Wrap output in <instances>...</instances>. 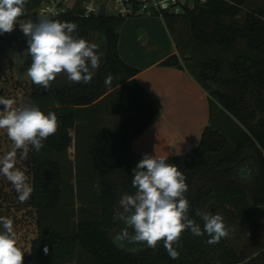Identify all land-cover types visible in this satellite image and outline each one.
<instances>
[{
	"label": "trees",
	"instance_id": "16d2710c",
	"mask_svg": "<svg viewBox=\"0 0 264 264\" xmlns=\"http://www.w3.org/2000/svg\"><path fill=\"white\" fill-rule=\"evenodd\" d=\"M259 2L209 0L182 14L164 17L179 55H171L159 65L187 69L208 94L209 125L203 129L199 144L190 153L166 158L184 174L189 218L202 230L204 222L196 215L198 210L222 212L229 222L237 223L264 207V58L238 56L231 60L222 51L237 43L236 47L245 44L237 49L239 53L246 46L251 51L264 52V0ZM24 18L37 21L32 14ZM53 20L76 23L73 35L90 43L92 35L100 33L105 39V55L102 68L90 84L70 86L58 76L45 90L31 82L30 106L39 107L45 114L54 112L59 127L39 152L30 145L33 192L29 202L37 211L38 235L31 241L23 264H264L262 239L258 240L256 253L245 256L227 244L225 237L219 243L208 244L207 234L195 236L185 230L174 245L180 253L175 260L168 255L163 241L155 249L131 244L121 247L114 242V232L122 222L114 220L115 209L124 193L135 194L132 170L144 156L133 149L132 143L161 107L137 81L140 70L119 56L118 28L124 19H80L69 14ZM189 50L194 56L185 54ZM210 55L219 59L203 58ZM227 60L233 74L224 73ZM105 72L115 78L110 93L103 87ZM107 104L109 111L123 118L114 129L95 131L93 142L87 146L86 159L91 176H97L98 193L89 192L91 184L83 181L80 167L76 168L80 172L77 190H71L77 201L98 205V214L71 227L70 213L64 210L68 204L63 202L68 188L63 189L64 165L58 158L77 143L75 140H80L74 139L71 131L82 128L80 134L84 135L85 124L92 122L98 109ZM218 110L226 112L234 126H219ZM70 175L73 177L75 172ZM257 231L260 232L259 224Z\"/></svg>",
	"mask_w": 264,
	"mask_h": 264
},
{
	"label": "clouds",
	"instance_id": "9594fccd",
	"mask_svg": "<svg viewBox=\"0 0 264 264\" xmlns=\"http://www.w3.org/2000/svg\"><path fill=\"white\" fill-rule=\"evenodd\" d=\"M26 0H0V34L14 30L17 19L23 15ZM159 7H166V0H160ZM20 29L28 37V53L31 65L27 75L31 81L45 90L52 86L58 76H63L71 84H90L100 67L103 53L99 46L84 38L73 35L78 25L61 22L46 16L37 17V22L28 20L20 24ZM109 74L105 84H111ZM13 99L0 96V130H5L14 144V149L0 159V174L14 186L21 203L27 201L33 187L25 173L15 168L16 150L27 153L31 145L36 152L44 147V141L54 135L59 127L54 112L45 114L37 106L16 107ZM133 195L124 193L115 209L114 220L122 221L124 228L114 237L121 247L125 244L146 245L155 249L163 241L171 259H178L180 253L174 247L182 233L190 230L195 236L207 234L208 244L219 243L228 235L223 217L197 211L204 222L200 224L189 218L190 204L185 198L188 185L184 174L174 164L166 162V157L145 154L132 170ZM98 187V185H96ZM0 264H23L24 252L17 245L13 220L0 217ZM47 254V246L44 248Z\"/></svg>",
	"mask_w": 264,
	"mask_h": 264
},
{
	"label": "rangeland",
	"instance_id": "374dc122",
	"mask_svg": "<svg viewBox=\"0 0 264 264\" xmlns=\"http://www.w3.org/2000/svg\"><path fill=\"white\" fill-rule=\"evenodd\" d=\"M259 1V3L263 2V0ZM41 7L36 8L34 11L37 15ZM27 21L28 19H25L24 16L19 17L12 32L0 34V91L3 90L0 96L13 99L16 102L14 105L16 107L30 106L32 81L28 77L27 71L20 72V67L23 66L25 61L24 55L21 57V54L23 52H27L29 46L27 43L28 37L24 35L19 25ZM118 30H120V28H118ZM94 37L95 40L93 39V43H95L96 40L98 41L99 35L95 34ZM236 45L230 49H222V51L227 52L229 56H231V60L237 58L238 56H248L252 59L264 58V52L251 51L247 46L245 51L239 53L237 52V49L244 48L245 44H242L240 47L238 45L239 48L236 47ZM7 52L13 55V58L10 60L6 57H1L2 55L5 56ZM187 52H185L187 56L189 54L194 56V52L190 50ZM203 58L219 59L216 55H210ZM224 65L225 75L233 74V72L228 69V60L224 63ZM108 75L109 73L105 72L102 77L103 87L109 91L112 89L115 78L113 77L111 84L106 85L105 79ZM111 101L110 104L112 103ZM53 104L56 105V102L53 101ZM110 104H107L106 107L104 106L103 108L98 109V113H96L92 122L85 124L88 131L86 129V133L84 135L82 133L80 134V131L82 132L83 130L82 128L77 130V132L75 130L71 131L72 137L74 139H78V137H80V140H75L77 143L75 142V145H73L65 155H61L58 158L64 165L63 189L65 190V187L68 188L66 189V194L63 197V202L64 204L67 202L69 206L64 205V210L65 212L68 211V213H70L69 221L71 227H74L80 220L93 217L94 215L96 217V214H98V205L93 203L91 204L89 201H77L75 199L77 196H73L71 190H73V192L77 190L76 184L78 182L80 172L77 173L76 168L80 167L83 181L91 184L89 192L93 193V195L98 193V187H96V185H98L97 176L96 174L91 176L92 173L89 168V161L86 159V155L89 154L87 146L93 142V135L95 131L103 127L114 129L123 118V115L109 111ZM102 105L98 106L102 107ZM2 109L3 106L0 105V110ZM219 112V118L216 119L219 126L223 128H231L234 126L226 112L222 110ZM13 149L14 144L7 136L6 131L0 130V159ZM30 154V145L28 146L26 154L23 149L16 150L14 166L25 173L28 177V183L31 185ZM71 171L75 172L73 177L70 175ZM90 196L91 194H89V197ZM29 201L30 199L21 203L18 200V193L16 192L14 186L3 174H0V217H8L13 220V227L17 237V245L24 252V255L30 251L31 241L38 235L37 211L30 205ZM84 208L87 209V211H84ZM216 214L223 217L225 227L228 230V235L225 237L227 244L235 248L238 252H242L245 256H252L256 253L258 240H264V207L257 208L252 217L248 219L246 218L237 223L229 222L222 212H217ZM257 224L260 225V232L257 231ZM119 226V230H122L125 225L121 222ZM2 230V226H0V231ZM119 230L114 232L115 236L119 233Z\"/></svg>",
	"mask_w": 264,
	"mask_h": 264
},
{
	"label": "crops",
	"instance_id": "0c3cea01",
	"mask_svg": "<svg viewBox=\"0 0 264 264\" xmlns=\"http://www.w3.org/2000/svg\"><path fill=\"white\" fill-rule=\"evenodd\" d=\"M44 1L26 0L20 17L33 14ZM117 49L126 64L140 70L137 81L161 107L152 123L133 141V149L142 155L166 158L190 153L209 125L208 94L187 69L159 65L169 56L179 55L164 18L125 19ZM5 56L13 58L9 52Z\"/></svg>",
	"mask_w": 264,
	"mask_h": 264
},
{
	"label": "built area",
	"instance_id": "2783aa9c",
	"mask_svg": "<svg viewBox=\"0 0 264 264\" xmlns=\"http://www.w3.org/2000/svg\"><path fill=\"white\" fill-rule=\"evenodd\" d=\"M209 0H166V7H159L160 0H45L38 17L43 15L55 19L73 15L80 19L96 17H161L179 15L195 7L205 5ZM102 7L105 15L100 16Z\"/></svg>",
	"mask_w": 264,
	"mask_h": 264
},
{
	"label": "water",
	"instance_id": "95a60500",
	"mask_svg": "<svg viewBox=\"0 0 264 264\" xmlns=\"http://www.w3.org/2000/svg\"><path fill=\"white\" fill-rule=\"evenodd\" d=\"M104 15H105V9L102 7V9H101V11H100V16H104ZM32 16H33L34 18L38 17V15L36 14V12H33ZM93 42H94V40L92 39V43H93ZM23 55H24V57H25V61H24L23 66L20 67V72L27 71L28 67L31 65V58H30V55H29L28 51H27V52H23V53L21 54V57H23ZM103 60H104V58H103ZM103 63H104V61H102V62L100 63V67H99V69L96 71V73L102 68ZM96 73H95V74H96ZM59 77L61 78V76H59ZM67 84H68V83H67ZM68 85H70V86H78V85H80V84H73V85H72V84H68ZM2 92H3V90L0 91V95L2 94Z\"/></svg>",
	"mask_w": 264,
	"mask_h": 264
},
{
	"label": "flooded vegetation",
	"instance_id": "af4514ba",
	"mask_svg": "<svg viewBox=\"0 0 264 264\" xmlns=\"http://www.w3.org/2000/svg\"><path fill=\"white\" fill-rule=\"evenodd\" d=\"M95 34H98L99 35V39L98 41L96 40L95 41V44H97L99 46V52L103 53V56H102V59H101V62L103 61V58H104V55H105V39L104 37L100 34V33H94L92 35V39L95 40V37L94 35ZM3 58H5L6 56H1ZM60 78V77H59ZM61 82L64 83V84H67L68 82L66 81V79L61 75V78H60ZM68 84H71V83H68ZM73 85V84H72Z\"/></svg>",
	"mask_w": 264,
	"mask_h": 264
}]
</instances>
